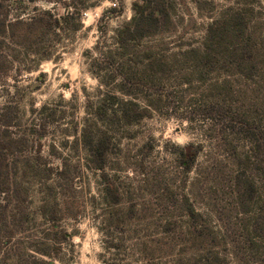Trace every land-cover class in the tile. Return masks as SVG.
Returning <instances> with one entry per match:
<instances>
[{
	"label": "rangeland",
	"instance_id": "1",
	"mask_svg": "<svg viewBox=\"0 0 264 264\" xmlns=\"http://www.w3.org/2000/svg\"><path fill=\"white\" fill-rule=\"evenodd\" d=\"M135 1L36 39L41 57L2 39L0 264H264V0H172L173 32L121 49ZM219 21L232 52L200 66L185 52ZM148 53L170 71L154 77ZM123 101L143 116L127 124Z\"/></svg>",
	"mask_w": 264,
	"mask_h": 264
},
{
	"label": "trees",
	"instance_id": "2",
	"mask_svg": "<svg viewBox=\"0 0 264 264\" xmlns=\"http://www.w3.org/2000/svg\"><path fill=\"white\" fill-rule=\"evenodd\" d=\"M4 1L5 6L2 3ZM23 1L24 0H0V43H3L2 39L5 37V49H10L9 46L14 45L30 52L32 56H40V47L39 45H35L36 39L47 38L49 40L48 37L50 35H56V32H63L66 29L79 31L82 28L83 13L94 8L103 0H95L94 2H91V0H70V4L64 2V0H44L50 3L63 4L66 7L69 6L71 9L68 8L67 13L63 17H56L52 15L51 12H46L43 14H35L27 19H25L23 15H19L11 20V13L13 11L18 12L16 7ZM27 1L33 3L38 0ZM171 1L172 0H136L132 4L134 14L131 21L117 31V43L122 46L121 49H124L130 43L135 44L136 42H142L146 39L164 36L173 32V28L167 26L173 20L172 14L174 12V6ZM75 17L78 18L75 19ZM223 23V21H219L209 26L205 38V42L208 43H205L202 50L194 49L185 52V54L189 53L188 57L194 56L198 64L202 66L206 61L209 60V62H211L213 60L210 58L211 56H224L228 52V49L232 52V49L226 44V41L232 39L233 34L222 27ZM18 54H16V56L11 55L12 59L18 60ZM146 56L150 58L148 72H152L154 77H156L158 73L161 74L163 71H165L163 75L170 71L168 67L166 68L165 61L157 57L153 58L152 61V56L150 57L149 53ZM6 57L5 54V59ZM123 102L125 107L123 108V116L127 124H129L132 119H137L138 114L143 116V111L141 112L139 110V104H137V102ZM132 112L134 116H131ZM106 148V141L104 139H97L95 142H90L92 157L90 162L95 170H105L104 159ZM183 159L184 166L190 169L194 161L193 154L184 153ZM42 255L46 256L48 254Z\"/></svg>",
	"mask_w": 264,
	"mask_h": 264
}]
</instances>
